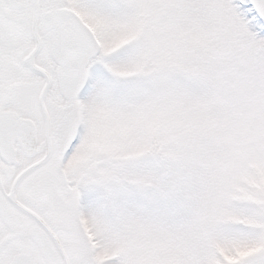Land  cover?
Listing matches in <instances>:
<instances>
[{
    "label": "snow or ice",
    "instance_id": "obj_1",
    "mask_svg": "<svg viewBox=\"0 0 264 264\" xmlns=\"http://www.w3.org/2000/svg\"><path fill=\"white\" fill-rule=\"evenodd\" d=\"M0 264H264V0H0Z\"/></svg>",
    "mask_w": 264,
    "mask_h": 264
}]
</instances>
